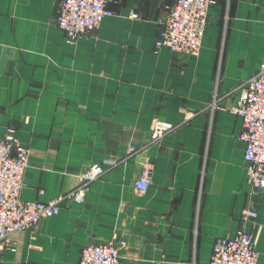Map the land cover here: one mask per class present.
I'll return each mask as SVG.
<instances>
[{"label":"crops","instance_id":"0c3cea01","mask_svg":"<svg viewBox=\"0 0 264 264\" xmlns=\"http://www.w3.org/2000/svg\"><path fill=\"white\" fill-rule=\"evenodd\" d=\"M176 1L110 0L101 27L69 41L61 0H0V134L15 128L29 148L21 197L50 201L118 161L83 203L18 231L0 264H79L85 245L112 241L120 264H208L242 227L253 202L235 108L264 63V0H216L196 56L156 49ZM156 120L177 127L154 142ZM255 204L264 264V191Z\"/></svg>","mask_w":264,"mask_h":264},{"label":"built area","instance_id":"2783aa9c","mask_svg":"<svg viewBox=\"0 0 264 264\" xmlns=\"http://www.w3.org/2000/svg\"><path fill=\"white\" fill-rule=\"evenodd\" d=\"M109 2L61 0L57 26L69 41L82 38L99 29L104 18L113 13ZM215 3L216 0H177L168 14L165 29L156 41V49L198 55L208 25L209 10ZM133 17H138V14L134 13ZM241 89L235 111L242 121L239 139L245 146L249 196L253 204L243 210L242 227L234 235L216 239L208 264H258L260 255L253 228L259 216L255 202L264 191V63L242 82ZM176 127L171 122L156 120L151 131L152 141H160ZM117 164L116 160H108L89 166L80 174L79 184L74 190L50 201L23 199L21 191L29 165V148L17 138L15 128L0 134V263L5 252L17 250L14 235L18 231L36 232L44 218L60 214L65 200L83 203L92 184ZM151 184L152 167L147 166L136 178L135 188L144 193ZM121 258L120 248L113 241L89 243L81 250L79 264H120Z\"/></svg>","mask_w":264,"mask_h":264},{"label":"rangeland","instance_id":"374dc122","mask_svg":"<svg viewBox=\"0 0 264 264\" xmlns=\"http://www.w3.org/2000/svg\"><path fill=\"white\" fill-rule=\"evenodd\" d=\"M153 127V126H152ZM151 131H152V129H151ZM122 259V258H121Z\"/></svg>","mask_w":264,"mask_h":264}]
</instances>
